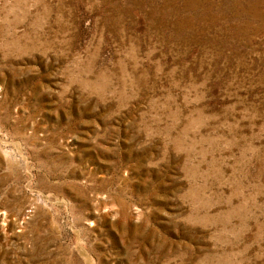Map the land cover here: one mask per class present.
Wrapping results in <instances>:
<instances>
[{
	"label": "rangeland",
	"instance_id": "1",
	"mask_svg": "<svg viewBox=\"0 0 264 264\" xmlns=\"http://www.w3.org/2000/svg\"><path fill=\"white\" fill-rule=\"evenodd\" d=\"M0 264H264V0H0Z\"/></svg>",
	"mask_w": 264,
	"mask_h": 264
}]
</instances>
